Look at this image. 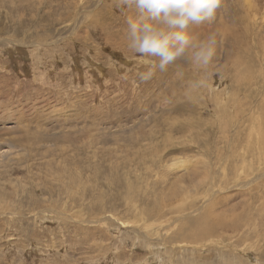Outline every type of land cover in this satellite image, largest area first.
Masks as SVG:
<instances>
[{"label":"rangeland","instance_id":"rangeland-1","mask_svg":"<svg viewBox=\"0 0 264 264\" xmlns=\"http://www.w3.org/2000/svg\"><path fill=\"white\" fill-rule=\"evenodd\" d=\"M254 2L260 13L250 23L239 21L243 0H221L211 20L189 26L196 43L216 33L209 64L181 57L143 80L150 66L127 41L134 7L0 0V264H145L154 253L166 264H264V174L255 173L262 165L250 155L244 169L235 168L239 152L223 176L215 162L228 142L218 122L236 121L241 101L257 109L264 97V0ZM237 34L245 35L243 46ZM224 88L234 111L222 118L216 91ZM207 160L219 176L216 211L248 213L246 223L258 221L261 233L235 246L248 232L228 228L237 236L199 256L158 244L187 213L207 211L200 194L208 188L201 179ZM175 187L194 194L182 218L147 221L152 230L131 222L128 205L145 208Z\"/></svg>","mask_w":264,"mask_h":264},{"label":"bare ground","instance_id":"bare-ground-1","mask_svg":"<svg viewBox=\"0 0 264 264\" xmlns=\"http://www.w3.org/2000/svg\"><path fill=\"white\" fill-rule=\"evenodd\" d=\"M231 2L234 3L236 1H231ZM243 2L245 3L244 4L245 8L243 9L242 14L243 13L244 14L239 17L240 18L239 21L244 20L245 22L250 23V20L255 19L256 12L260 13L259 12L260 10L257 7L254 0H243ZM76 8H77V6H76ZM227 8H229V7H227ZM262 10H263V8H262ZM221 12H222V10H221ZM238 13H239V10H238ZM236 17H238V14ZM263 21L264 20H262V22ZM251 26H253V25H251ZM244 31H246V29ZM237 33H239V32H237ZM244 36H242L241 34L240 35L237 34L235 36V40L239 45L243 46ZM221 38H223V37H221ZM16 45H18V44H16ZM72 45H71V48H74V47H72ZM219 45H221L220 42H219ZM260 47L262 48V51L264 53V44H260ZM71 50H73V49H71ZM244 50H246V48L245 49L243 48V52L241 54H238L237 59H238L239 65H241L243 63V61L246 57V56L243 57V55H242L244 53ZM238 51H239V49H238ZM126 63H127V61H126ZM76 67L78 68V65ZM243 74H245V72H243ZM39 75H41V74H39ZM41 76H43V74ZM216 92L221 93L223 96V98L220 101H217L219 103L217 109H219L223 112L222 118H224L227 114H229L230 112H232L234 110L226 105L228 102V98L226 96V93H227L226 89L224 88V89H221V91H216ZM237 93L238 92L235 91L234 94L236 95ZM225 98H226V100H225ZM237 99L238 98H233L232 102L237 101ZM240 106L243 107V109L240 111V114H242V115L239 116V115L235 114V117L236 118L239 117V119H237L236 121H232V122H226V121L220 122L219 121L217 124L218 125L217 128L219 129L218 131L220 132L219 134H221L220 136H222V134H224L226 141H228V142H226L227 148H225V150L224 149H221V150L217 149V152L215 154V159H216L215 162L220 164V166L223 163L221 168L223 170L222 175L224 176V175H226V173H225L226 167L224 164L226 163L227 160H231V158H234L233 156H235V155L238 156L237 154L239 152L242 153V158L239 157V158L232 159V160H236V161L241 162L240 164H238L236 166L234 165V167L237 169H244V166H245L244 163L247 161V157H249L250 155H252V156L256 155L257 161H260V165H262V166L259 168L258 172H255V173H260V175L262 176L264 174V97L261 100V102L258 104L257 109L251 108L250 101L246 100V99L240 102ZM244 111H247L248 113H245ZM244 115H247V116H245V118H244ZM205 150L208 152L209 147L206 148V146H205ZM250 160H251V158H250ZM177 162H179L178 163L179 165L183 163V161H181V160H177ZM177 162L175 161V163H177ZM228 162H227V164H228ZM203 165H204L202 168V175L203 176L201 179L204 180V181L202 180V182L208 188H205V190H204L205 193H200V194H202V197L205 199V200H203V203L205 202V204L207 206V211H206V209L203 210V206H201L200 208L202 210L200 213H198L199 215L191 216L190 214L192 212L187 213V218H183L182 220L176 222L173 225L174 227L172 229H169L168 231H165L163 233V236H161V240L158 241V244L163 245V246H168L170 249H172L174 244H176V245L180 244L183 246L182 247L183 251H189L190 250V252L192 251L193 253H195V256L196 255L199 256L201 254L205 255L204 252L207 250H210V249L211 250L212 249H218L219 247H221L224 240L232 238V237H236L237 234L226 232V229H228V228L229 229L231 228V229L236 230V231H238L240 229L243 232H245V231L248 232V233H245V235L243 237H237V239L232 242V245H235V246L241 245V244L243 245L244 241L246 242L249 239H251L252 236H255V235H258L259 233H261V232H259V231H261V227L259 226L258 221L254 220L252 225L246 223L248 213H245V215L241 214V215L237 216L232 211V209L229 212H227L226 214H223V213L221 214V212L219 213L218 210L216 211V209H217V201H216L217 197H215V196L218 194H219L218 199L220 201V193L216 189V187L218 188V186L220 185V184L216 185L217 184L216 182H219L217 180V178L219 176L215 177V172L217 173V171L215 170L214 166L212 165V163L209 160H207V162H205ZM248 165H249V162H248ZM187 167H188L187 169H189V165H187ZM254 170H255V168H254ZM253 174H254V172H253ZM226 178L229 179V177H226ZM190 179H192V178H190ZM230 179H232V178L230 177ZM197 180H198V178H197ZM192 181L194 182V179ZM180 182H183V181H180ZM195 182H197V181H195ZM197 183H193L192 184L193 187H196L198 185ZM200 183H201V180H200ZM200 185H202V184H200ZM257 185H260V182H257ZM168 186H170V185H168ZM249 189L250 188L243 189L245 191L244 193H247L249 191ZM127 190L131 191V189H127ZM240 191L241 190L238 191V194H240L242 192V191L241 192ZM168 193H169V195H168ZM186 193H187V195H185ZM263 193H264V191H263ZM161 195H164V196L155 197L154 201L151 204H146L147 207L142 208V209H137L136 205H134L133 208L130 205H128L127 210L129 212H130V210H132L129 213L133 216V220L131 222L136 224L140 220H142L143 227L145 229L150 228V230H152L151 226L146 225L147 221L160 219V218H162L168 214H171V213H179L180 215L178 218H182L181 214L186 210V208H187V210H189L192 207V203L190 202V199H194L193 198L194 194L191 196L189 194V189H185V188H178L177 189L175 187L174 189H171L167 193L166 192L164 193V191H163V193H161ZM138 200L141 201L142 198H138ZM221 202H222V200H221ZM143 203H145V202H143ZM4 206H6V205L4 204ZM1 208H3V207H1ZM166 208H169V209L167 211H165ZM194 211H196V209H194ZM260 211L262 213L264 212L262 210H260ZM137 216H139V218H140L139 220H135V218ZM262 217H263V215H262ZM178 218H172L171 221H176ZM171 221H170V224H171ZM261 222L264 223V220L263 221L261 220ZM167 226H170V225H167ZM153 243L155 244V242L151 241V240H149V242H148L149 245H154Z\"/></svg>","mask_w":264,"mask_h":264},{"label":"clouds","instance_id":"clouds-1","mask_svg":"<svg viewBox=\"0 0 264 264\" xmlns=\"http://www.w3.org/2000/svg\"><path fill=\"white\" fill-rule=\"evenodd\" d=\"M221 0H117L118 7L135 8L127 27L129 49L143 58L149 71L141 79L152 77L156 68L165 70L178 58L187 57L205 66L215 55L216 33L196 43L187 29L192 24L211 20ZM145 264H166L162 254L145 258Z\"/></svg>","mask_w":264,"mask_h":264}]
</instances>
